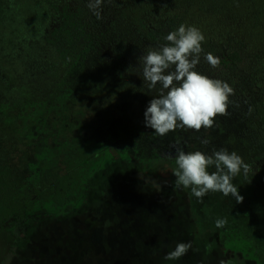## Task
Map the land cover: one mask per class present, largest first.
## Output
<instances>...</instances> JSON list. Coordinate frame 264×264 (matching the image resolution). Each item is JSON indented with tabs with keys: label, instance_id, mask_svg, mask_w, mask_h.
I'll return each mask as SVG.
<instances>
[{
	"label": "rangeland",
	"instance_id": "rangeland-1",
	"mask_svg": "<svg viewBox=\"0 0 264 264\" xmlns=\"http://www.w3.org/2000/svg\"><path fill=\"white\" fill-rule=\"evenodd\" d=\"M69 1L0 0V110H10L12 117L16 114L9 128L14 132L5 136L0 129V150L13 172L25 176L31 172L29 164L38 160L37 146L57 148L72 139L113 140L112 146L120 152L88 182L85 201L79 208L59 216L44 209L37 211L25 228L23 241L15 246L11 226L16 222L9 221L0 234V264H227L241 259L244 264H264V235L256 232L254 213L246 205L220 192H209L201 201L190 188L175 187L176 178L172 180L173 168L168 161L154 157L157 161L144 160L133 151L128 157L120 154V144L127 136L135 144L151 145L147 153H164L159 146L153 147L158 135L144 122L152 98L143 93L109 90L107 82H95L86 72L81 81H69L64 93L53 94L54 100L48 97L52 89L44 87V65L29 60V51H33L32 57L34 52H43L41 43L58 22L59 7ZM146 3L150 21L164 30L175 31L181 24L192 26L191 16L182 13L173 0ZM213 4L217 6V0ZM217 32V26L207 30L213 37ZM200 62L208 75L217 71L206 60ZM44 99L48 106L52 101H68L70 108L65 116H60L59 111L49 115L50 125L39 132L37 124L25 117H32L26 115L29 106L38 107ZM42 109L41 106L39 111ZM28 127L30 130L25 132ZM194 131L180 128V132ZM202 131L203 135L190 141L175 140V132L170 131L163 145L174 144L186 153L194 145L191 151L211 154L217 150V138L209 128ZM205 139L208 144L202 143ZM170 150L165 153L171 154ZM168 156H173L171 160L175 162L176 154ZM62 159L60 152L55 168L59 174L68 164ZM30 180V189L48 182L33 174ZM37 195L38 191H33L25 198ZM63 205L61 210L67 207ZM224 218L227 224L217 228L216 221ZM220 230L231 244L247 239L241 245L249 255L243 256L236 253L235 247L223 244ZM181 242H192L187 254L176 260L165 259Z\"/></svg>",
	"mask_w": 264,
	"mask_h": 264
},
{
	"label": "trees",
	"instance_id": "trees-1",
	"mask_svg": "<svg viewBox=\"0 0 264 264\" xmlns=\"http://www.w3.org/2000/svg\"><path fill=\"white\" fill-rule=\"evenodd\" d=\"M213 2L173 0V5L182 13L190 15V24L200 29L206 38L202 42L200 61L205 60L204 55L207 53L220 58L221 63L215 74L208 75L201 62L196 70L210 78L225 81L234 88V95L229 97L227 115L215 117L209 133L217 138V150L226 148L229 152L235 151L250 165L249 174L245 176L241 170L233 183L244 197L239 204L246 205L254 213L252 221L256 232L264 235V0H217V6ZM88 3L89 0H70L59 7V20L41 43L43 52H34L35 56L32 57L33 51H29V60L44 65L41 67L45 76L44 87L47 91L52 89L48 97L53 99V94L64 93L69 81H81V75L86 72L89 79L95 82H107L109 90L115 88L122 93H143L153 98L156 93L144 87L140 76L139 57L150 49L165 46L168 43L165 37L170 32L150 21L146 13V0L106 1L101 9L102 19H97ZM214 26H217V36H209L207 30ZM45 101L42 100L38 107L29 106L26 115L32 117H25L37 124L39 132L46 131L50 125L49 115L59 111L60 116H65L64 113L70 108L68 101H52L49 106ZM41 106L43 109L39 111ZM8 111L0 110V129L5 136L14 132L9 128L16 114L12 117ZM33 111L38 113L35 115ZM29 130L28 127L25 132ZM202 130L205 128L191 134L180 132V128H177L174 131L175 140H193L199 134L203 135ZM25 135L31 137V134ZM166 136L158 135V143L153 144L154 148L159 146L164 152L158 156H154V152H146L151 145L141 142L135 144L130 136L120 144V154L128 157L129 152L133 151L134 155L144 160L161 158L171 164L174 173L177 165L171 160L173 156L168 155H177L178 150L183 148H176L174 144L164 146ZM112 142L72 139L57 148L37 146L38 160L29 164L31 172L26 176L15 174L7 162L6 154L0 150V234L6 224L14 220L16 223L11 227L15 246L23 241L25 228L30 225L37 211L44 209L48 214L59 216L79 208L85 201L87 184L91 178L114 156L119 155V150L112 146ZM193 147H189V152H193ZM168 150L171 154L165 153ZM59 151L63 155L62 162L66 164L68 160L63 174L55 171L59 163ZM31 174L48 182L33 185L30 189L28 185L33 181L30 180ZM175 178L173 175L172 180ZM61 190V195H56ZM33 191H38V195L27 200L26 193ZM64 203L67 207L61 210ZM225 237L220 230L223 244L235 247L237 253L249 255L241 245L246 244L247 239L231 244ZM230 264L244 263L241 259Z\"/></svg>",
	"mask_w": 264,
	"mask_h": 264
},
{
	"label": "clouds",
	"instance_id": "clouds-1",
	"mask_svg": "<svg viewBox=\"0 0 264 264\" xmlns=\"http://www.w3.org/2000/svg\"><path fill=\"white\" fill-rule=\"evenodd\" d=\"M103 3L104 0H89L88 7L97 19H102ZM205 39L196 26L181 24L165 37L168 42L165 46L150 49L139 57L138 67L144 87L156 93L144 113L145 126L159 136L177 128L196 131L212 128L215 117L228 113L229 97L234 95V88L196 70ZM204 59L213 68L220 66V58L212 53L204 55ZM202 143L208 144L209 141L205 139ZM175 163L178 166L173 173L175 187L190 188L191 194L201 201L209 192H220L226 197L231 195L237 203L243 202L244 197L233 180L241 170L247 176L251 168L237 152L221 148L211 154L202 151L186 153L180 149ZM212 167L215 171L210 172ZM227 222V218L218 219L216 227H224ZM191 248L192 242L178 243L165 259H179Z\"/></svg>",
	"mask_w": 264,
	"mask_h": 264
},
{
	"label": "flooded vegetation",
	"instance_id": "flooded-vegetation-1",
	"mask_svg": "<svg viewBox=\"0 0 264 264\" xmlns=\"http://www.w3.org/2000/svg\"><path fill=\"white\" fill-rule=\"evenodd\" d=\"M219 238H220V235H219ZM220 240H221V238H220ZM222 242V241H221ZM223 243V242H222ZM237 253V252H236ZM243 255V254H242ZM244 256V255H243ZM240 261V260H239ZM230 263H232V262H229V263H227V264H230ZM243 263H244V260H243Z\"/></svg>",
	"mask_w": 264,
	"mask_h": 264
}]
</instances>
